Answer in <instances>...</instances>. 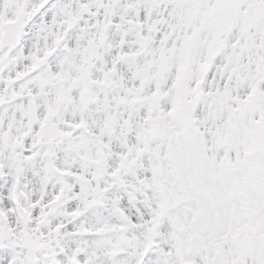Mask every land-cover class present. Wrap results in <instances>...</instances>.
I'll use <instances>...</instances> for the list:
<instances>
[{
    "label": "snow or ice",
    "instance_id": "1",
    "mask_svg": "<svg viewBox=\"0 0 264 264\" xmlns=\"http://www.w3.org/2000/svg\"><path fill=\"white\" fill-rule=\"evenodd\" d=\"M0 264H264V0H0Z\"/></svg>",
    "mask_w": 264,
    "mask_h": 264
}]
</instances>
